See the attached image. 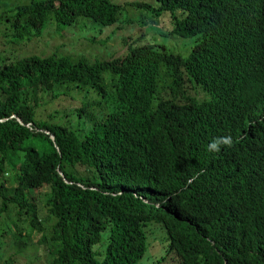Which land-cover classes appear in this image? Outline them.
Wrapping results in <instances>:
<instances>
[{"label": "trees", "instance_id": "obj_1", "mask_svg": "<svg viewBox=\"0 0 264 264\" xmlns=\"http://www.w3.org/2000/svg\"><path fill=\"white\" fill-rule=\"evenodd\" d=\"M134 4L189 51L132 31L102 58L0 56V264H264V0ZM122 7L28 0L0 27L112 34Z\"/></svg>", "mask_w": 264, "mask_h": 264}, {"label": "rangeland", "instance_id": "obj_2", "mask_svg": "<svg viewBox=\"0 0 264 264\" xmlns=\"http://www.w3.org/2000/svg\"><path fill=\"white\" fill-rule=\"evenodd\" d=\"M28 0H0V8H5L18 2ZM122 2V9L119 21L125 22L121 29H117L115 33L111 31L116 28L105 27L101 32L94 33L95 30L88 23L79 21L73 25L67 26L59 30L53 23H49L39 35H35L29 41L11 42L8 36L5 35L7 29L0 27V56L2 58H11L16 56L27 55L31 53H38L46 55L57 51L59 53H68L73 56L83 54L89 58L106 57L112 51L121 52L124 49L123 37L127 36L130 39L132 34L137 32L156 33L157 39L161 40L168 48L175 51H184L186 45L189 51L192 44L191 38H183L178 35H163L170 22L166 14L160 12L157 16H152L149 5L134 4L136 1H143L146 3H153L155 0H118ZM153 19V21H152ZM147 21V22H146ZM128 22V23H126ZM153 23V24H152ZM133 32L132 34L130 32ZM94 36V37H93ZM191 40V41H190ZM48 105V109L53 106ZM62 108V105L59 104ZM39 256V261H47V256L41 250L40 253L35 254ZM153 256L145 253L139 260L138 264H149Z\"/></svg>", "mask_w": 264, "mask_h": 264}, {"label": "clouds", "instance_id": "obj_3", "mask_svg": "<svg viewBox=\"0 0 264 264\" xmlns=\"http://www.w3.org/2000/svg\"><path fill=\"white\" fill-rule=\"evenodd\" d=\"M237 141H234L233 138L229 136H221L216 137L210 143L208 144V151L210 152H216L219 153L221 151L222 146H226L228 148H231L234 146V143ZM196 177L194 176L193 179Z\"/></svg>", "mask_w": 264, "mask_h": 264}]
</instances>
